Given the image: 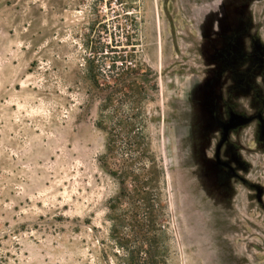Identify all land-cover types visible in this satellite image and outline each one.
<instances>
[{
	"label": "rangeland",
	"instance_id": "374dc122",
	"mask_svg": "<svg viewBox=\"0 0 264 264\" xmlns=\"http://www.w3.org/2000/svg\"><path fill=\"white\" fill-rule=\"evenodd\" d=\"M245 3L0 0V264H264V151L241 155L257 189L235 195L211 156L209 37ZM110 99L156 175L151 257L128 231L112 237L119 184L98 127Z\"/></svg>",
	"mask_w": 264,
	"mask_h": 264
},
{
	"label": "flooded vegetation",
	"instance_id": "af4514ba",
	"mask_svg": "<svg viewBox=\"0 0 264 264\" xmlns=\"http://www.w3.org/2000/svg\"><path fill=\"white\" fill-rule=\"evenodd\" d=\"M254 2L246 0L237 14L222 15L223 24H212L209 37L221 53L220 62L208 66L219 101L209 110L218 129L211 149L218 169L215 185L229 184L232 193L238 184L257 189L248 179L251 168L241 155L250 147L260 154L264 151V12L254 13ZM257 193L261 203L263 192Z\"/></svg>",
	"mask_w": 264,
	"mask_h": 264
},
{
	"label": "trees",
	"instance_id": "16d2710c",
	"mask_svg": "<svg viewBox=\"0 0 264 264\" xmlns=\"http://www.w3.org/2000/svg\"><path fill=\"white\" fill-rule=\"evenodd\" d=\"M110 101L100 110L98 127L108 129L102 166L119 184L117 194L109 202L112 237L116 238L117 229L128 231L133 241H142L147 248L144 251L146 257H151L153 246L160 238L155 197L156 175L154 168L152 172L140 160L136 148L139 133L132 129L133 117L119 116ZM108 158H114L116 162L110 165ZM128 181L131 182L130 188L126 186ZM119 241L121 244L123 239Z\"/></svg>",
	"mask_w": 264,
	"mask_h": 264
}]
</instances>
